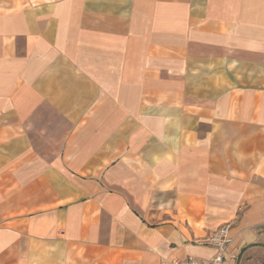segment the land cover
Listing matches in <instances>:
<instances>
[{
	"label": "crops",
	"instance_id": "0c3cea01",
	"mask_svg": "<svg viewBox=\"0 0 264 264\" xmlns=\"http://www.w3.org/2000/svg\"><path fill=\"white\" fill-rule=\"evenodd\" d=\"M231 225L264 264V0H0V264H172Z\"/></svg>",
	"mask_w": 264,
	"mask_h": 264
},
{
	"label": "built area",
	"instance_id": "2783aa9c",
	"mask_svg": "<svg viewBox=\"0 0 264 264\" xmlns=\"http://www.w3.org/2000/svg\"><path fill=\"white\" fill-rule=\"evenodd\" d=\"M231 225L227 224L200 242V245L214 249V254L207 258L188 256L186 259H175L172 264H229L228 251L232 243Z\"/></svg>",
	"mask_w": 264,
	"mask_h": 264
}]
</instances>
